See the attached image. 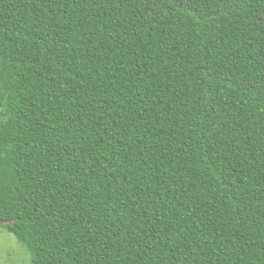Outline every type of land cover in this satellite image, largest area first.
Returning <instances> with one entry per match:
<instances>
[{"label": "trees", "instance_id": "trees-1", "mask_svg": "<svg viewBox=\"0 0 264 264\" xmlns=\"http://www.w3.org/2000/svg\"><path fill=\"white\" fill-rule=\"evenodd\" d=\"M0 220L31 264H264V0H0Z\"/></svg>", "mask_w": 264, "mask_h": 264}, {"label": "rangeland", "instance_id": "rangeland-1", "mask_svg": "<svg viewBox=\"0 0 264 264\" xmlns=\"http://www.w3.org/2000/svg\"><path fill=\"white\" fill-rule=\"evenodd\" d=\"M32 254L17 237L0 226V264H31Z\"/></svg>", "mask_w": 264, "mask_h": 264}, {"label": "water", "instance_id": "water-1", "mask_svg": "<svg viewBox=\"0 0 264 264\" xmlns=\"http://www.w3.org/2000/svg\"><path fill=\"white\" fill-rule=\"evenodd\" d=\"M0 223H2V224H3V223H6V222H4V221H1V220H0Z\"/></svg>", "mask_w": 264, "mask_h": 264}]
</instances>
